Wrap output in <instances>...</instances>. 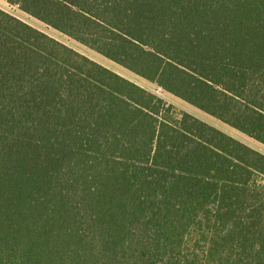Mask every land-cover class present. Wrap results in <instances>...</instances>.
Segmentation results:
<instances>
[{
  "label": "trees",
  "instance_id": "trees-1",
  "mask_svg": "<svg viewBox=\"0 0 264 264\" xmlns=\"http://www.w3.org/2000/svg\"><path fill=\"white\" fill-rule=\"evenodd\" d=\"M264 145V0H7ZM0 264H264V154L0 9Z\"/></svg>",
  "mask_w": 264,
  "mask_h": 264
},
{
  "label": "rangeland",
  "instance_id": "rangeland-1",
  "mask_svg": "<svg viewBox=\"0 0 264 264\" xmlns=\"http://www.w3.org/2000/svg\"><path fill=\"white\" fill-rule=\"evenodd\" d=\"M0 9L8 12L9 14L17 17L18 19L24 21L25 23L33 26L34 28L44 32L48 36L56 39L57 41L65 44L66 46L74 49L78 53L90 58L91 60L99 63L100 65L110 69L111 71L117 73L118 75L124 77L125 79L139 85L140 87L150 91L151 93L157 95L165 103L174 107V109L180 112H186L190 115L200 119L201 121L206 122L207 124L217 128L218 130L226 133L227 135L237 139L238 141L248 145L249 147L261 152L264 154V145L258 141L250 138L249 136L241 133L240 131L232 128L231 126L223 123L216 117L196 108L195 106L185 102L184 100L166 92L157 84L151 83L146 79L136 75L135 73L129 71L123 66L107 59L98 52L92 50L91 48L79 43L73 38L60 33L59 31L51 28L50 26L42 23L36 18L23 12L18 6L12 5L7 2V0H0Z\"/></svg>",
  "mask_w": 264,
  "mask_h": 264
}]
</instances>
